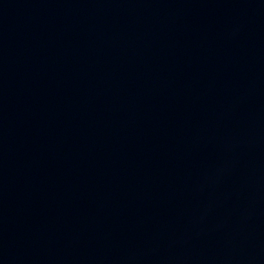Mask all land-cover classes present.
<instances>
[{
  "label": "water",
  "instance_id": "water-1",
  "mask_svg": "<svg viewBox=\"0 0 264 264\" xmlns=\"http://www.w3.org/2000/svg\"><path fill=\"white\" fill-rule=\"evenodd\" d=\"M0 264H264V0H0Z\"/></svg>",
  "mask_w": 264,
  "mask_h": 264
}]
</instances>
